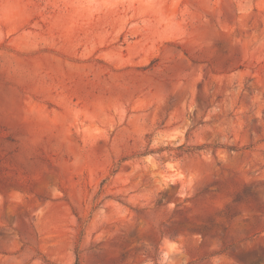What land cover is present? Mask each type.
Wrapping results in <instances>:
<instances>
[{"label":"rangeland","instance_id":"rangeland-1","mask_svg":"<svg viewBox=\"0 0 264 264\" xmlns=\"http://www.w3.org/2000/svg\"><path fill=\"white\" fill-rule=\"evenodd\" d=\"M0 264H264V0H0Z\"/></svg>","mask_w":264,"mask_h":264}]
</instances>
